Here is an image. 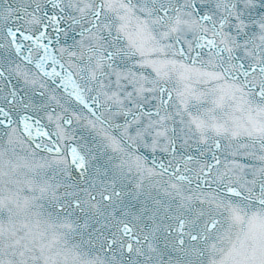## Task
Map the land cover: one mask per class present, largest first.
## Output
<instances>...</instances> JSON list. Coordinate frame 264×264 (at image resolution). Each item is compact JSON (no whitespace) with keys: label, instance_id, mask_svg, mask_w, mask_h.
Returning a JSON list of instances; mask_svg holds the SVG:
<instances>
[{"label":"snow or ice","instance_id":"1","mask_svg":"<svg viewBox=\"0 0 264 264\" xmlns=\"http://www.w3.org/2000/svg\"><path fill=\"white\" fill-rule=\"evenodd\" d=\"M0 264H264V0H0Z\"/></svg>","mask_w":264,"mask_h":264}]
</instances>
